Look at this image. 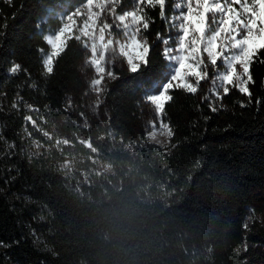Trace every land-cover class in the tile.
Wrapping results in <instances>:
<instances>
[{
	"label": "trees",
	"instance_id": "16d2710c",
	"mask_svg": "<svg viewBox=\"0 0 264 264\" xmlns=\"http://www.w3.org/2000/svg\"><path fill=\"white\" fill-rule=\"evenodd\" d=\"M79 1L0 0V264L263 260L264 224L249 209L254 191L264 190V63L251 68V99L231 88L216 111L203 92L172 90L164 119L173 135L160 145L142 120L145 90L163 76L161 46L143 71H117L96 118L80 114L79 43L43 75L42 10ZM173 4L166 0L168 17ZM147 11L148 37L167 34L159 8ZM57 24L50 19L43 33ZM12 62L22 66L15 75Z\"/></svg>",
	"mask_w": 264,
	"mask_h": 264
},
{
	"label": "snow or ice",
	"instance_id": "6c2138e0",
	"mask_svg": "<svg viewBox=\"0 0 264 264\" xmlns=\"http://www.w3.org/2000/svg\"><path fill=\"white\" fill-rule=\"evenodd\" d=\"M57 7L61 9L59 13L54 8H44L37 21L48 46L47 51L38 49L43 75L53 74L72 41L79 43L85 52L81 70L93 72L88 87L96 95L94 112L104 102L108 82L119 79L117 63H126L129 73L141 72L151 64L152 52L158 45L166 79L158 86L153 83L146 88L144 101L155 113V120L149 123L155 128L159 121L161 134L168 138L173 135L163 120L166 104L173 100L172 90L196 93L201 82L210 81L205 99L222 100L231 88L251 99L249 86L255 82L251 68L257 60L264 63L260 59L264 53V0H176L171 17L166 15V0H131L130 8L125 7L124 0H80L74 7L71 2ZM157 7L168 33L158 32L156 39L151 40L146 33L153 20L147 9ZM57 18L58 27L44 34L42 25ZM21 70V64L12 62L8 74ZM31 87H37L35 82ZM21 102L14 101L13 108ZM210 107L217 110L213 104ZM25 121L37 126L32 116H25ZM84 126H88L87 121ZM57 143L68 145L69 141Z\"/></svg>",
	"mask_w": 264,
	"mask_h": 264
},
{
	"label": "rangeland",
	"instance_id": "374dc122",
	"mask_svg": "<svg viewBox=\"0 0 264 264\" xmlns=\"http://www.w3.org/2000/svg\"><path fill=\"white\" fill-rule=\"evenodd\" d=\"M175 2H176V0H174V3ZM124 4H125L126 8H130L131 7V0L126 1ZM69 10H71V9H69ZM60 11L61 10H56L55 12L59 13ZM57 21H58V24H59L58 18H57ZM58 24L55 27L50 28V29H56L58 27ZM48 30H46L44 32V34H47ZM173 35H175L174 30H173ZM47 50H48V47H47V49H45V51H47ZM84 58H85V52L83 50V55H82V58H81V61H80V71H81V74L83 76L84 82H83V86H82V89H81L82 102L80 103L81 104V106H80V110H81L80 114H81V117H83V118H85V117L96 118V117L102 116L104 114V105L102 103L96 109L95 112L93 111V107L95 106L94 102H95V99H96V95H95V93H92L90 91L89 87H88L89 80L92 77L93 72L91 70H87V72L85 73V71L81 70L82 69V65L84 63ZM122 68H127L126 63H124L123 66H121L120 63H117L115 71L117 72L118 70H120ZM165 79H166V77L163 75L162 78H160L159 80L155 81L154 83L158 86V85L162 84ZM210 86H211V82L210 81L201 82L197 92H203L205 94V97H206L209 94ZM153 90H155V89H153ZM102 99H103V97H102ZM208 100H209L210 104H213V106H216L217 103L219 102V100H216L215 97H211ZM150 120H155V113H154V110L152 109V106L150 104H146V112H145L143 120H142V125H143V127L145 129V133H146L148 139H150V140H152V141H154L156 143H159L160 145H163V146L166 145L168 143V141H169V138L166 135L160 133V131H159V127H160L159 121H156L155 128H153L152 125L149 123ZM163 120H164L165 123H167V121L164 119V117H163ZM153 132H155V134H151ZM66 163H67V161L64 160L61 163V166H65ZM249 212H250V214H255L260 219H262V223L264 224V190H255L254 191V193L252 194V206L250 207ZM30 233H31V236H32L33 240L37 244H40L41 243V239L37 236V233L33 229H31ZM263 251H264V247H263ZM11 264H22V263H19L17 261H12ZM43 264H47V263L44 262ZM255 264H264V259L263 260H258Z\"/></svg>",
	"mask_w": 264,
	"mask_h": 264
}]
</instances>
